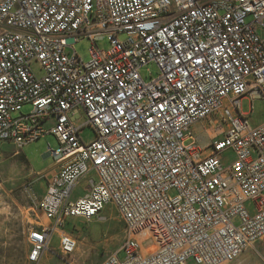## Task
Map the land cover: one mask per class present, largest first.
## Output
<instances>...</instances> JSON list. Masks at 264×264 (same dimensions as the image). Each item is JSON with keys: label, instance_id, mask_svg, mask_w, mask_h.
Returning <instances> with one entry per match:
<instances>
[{"label": "built area", "instance_id": "obj_1", "mask_svg": "<svg viewBox=\"0 0 264 264\" xmlns=\"http://www.w3.org/2000/svg\"><path fill=\"white\" fill-rule=\"evenodd\" d=\"M85 37L87 62L72 45ZM149 64L158 76L146 80ZM256 100L264 101V0H0V140L59 142L47 153L58 169L39 203L45 223L28 233L29 261L38 264L57 233L59 257L73 264L70 226L101 218L109 203L126 236L100 264L235 261L264 240ZM75 110L85 113L80 125ZM197 124L211 134L204 146ZM85 127L96 133L89 143ZM91 175L97 181L74 197Z\"/></svg>", "mask_w": 264, "mask_h": 264}, {"label": "rangeland", "instance_id": "obj_2", "mask_svg": "<svg viewBox=\"0 0 264 264\" xmlns=\"http://www.w3.org/2000/svg\"><path fill=\"white\" fill-rule=\"evenodd\" d=\"M250 19L248 18L247 21ZM120 39H124L123 36ZM98 47L104 51L110 48L107 36H100L96 41ZM80 58L87 62L91 59L90 48L92 42L88 37L72 44ZM34 72L43 74L38 63H32ZM152 74V76L150 75ZM146 80L158 76L154 64L141 69ZM251 100L242 101V109L249 112ZM254 110L250 116L253 126L264 122V101L253 102ZM30 104L23 107V113H29ZM72 120L80 125L85 122L84 111L75 110ZM192 130L197 143L204 146L208 142V135L201 130L200 124L194 125ZM82 139L89 143L96 138L95 131L85 127L81 131ZM59 142L54 135L48 134L35 141L19 147L14 141L0 140V264H36L28 259L31 245L28 240L29 230L37 223H45L39 203L47 189V173L56 166L53 156L46 155L50 148L56 149ZM223 163L230 164L234 160V153L224 154ZM90 178L97 181V177L86 176L74 190L73 196H83L87 193V184ZM174 194L173 191L170 192ZM247 206L253 208L248 202ZM101 218H93L90 222L78 220L74 236L78 240V249L72 258L73 264H100L108 255L116 252L126 236L125 224L120 218L116 207L109 203L100 214ZM152 241L145 242L149 247ZM51 249L46 251L38 264H64L59 257V236L54 234L50 244ZM261 263L264 262L263 251L259 249ZM122 258L123 254L120 253Z\"/></svg>", "mask_w": 264, "mask_h": 264}, {"label": "crops", "instance_id": "obj_3", "mask_svg": "<svg viewBox=\"0 0 264 264\" xmlns=\"http://www.w3.org/2000/svg\"><path fill=\"white\" fill-rule=\"evenodd\" d=\"M210 135L211 134H209L208 137ZM57 169L58 166L56 165L47 173V180L50 179V177L57 171ZM259 249L262 250L264 254V240H260L252 247L247 248L235 261L229 264H262L260 259H258V257H261L263 259L262 255L259 252Z\"/></svg>", "mask_w": 264, "mask_h": 264}, {"label": "trees", "instance_id": "obj_4", "mask_svg": "<svg viewBox=\"0 0 264 264\" xmlns=\"http://www.w3.org/2000/svg\"><path fill=\"white\" fill-rule=\"evenodd\" d=\"M76 228H77V226H76V225L70 226V231L74 233V232H75V230H76Z\"/></svg>", "mask_w": 264, "mask_h": 264}, {"label": "water", "instance_id": "obj_5", "mask_svg": "<svg viewBox=\"0 0 264 264\" xmlns=\"http://www.w3.org/2000/svg\"><path fill=\"white\" fill-rule=\"evenodd\" d=\"M46 155H48V154H46Z\"/></svg>", "mask_w": 264, "mask_h": 264}]
</instances>
